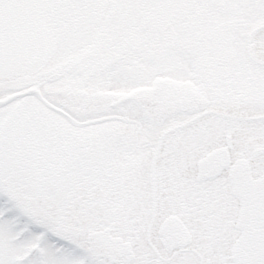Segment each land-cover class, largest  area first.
Masks as SVG:
<instances>
[{
    "label": "snow or ice",
    "instance_id": "6c2138e0",
    "mask_svg": "<svg viewBox=\"0 0 264 264\" xmlns=\"http://www.w3.org/2000/svg\"><path fill=\"white\" fill-rule=\"evenodd\" d=\"M0 264H264V0H0Z\"/></svg>",
    "mask_w": 264,
    "mask_h": 264
}]
</instances>
